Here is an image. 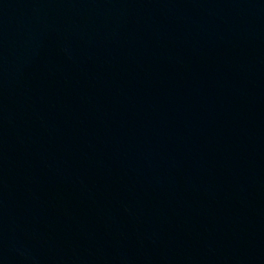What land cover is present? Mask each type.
I'll use <instances>...</instances> for the list:
<instances>
[{
  "label": "water",
  "instance_id": "1",
  "mask_svg": "<svg viewBox=\"0 0 264 264\" xmlns=\"http://www.w3.org/2000/svg\"><path fill=\"white\" fill-rule=\"evenodd\" d=\"M0 264H264V0H0Z\"/></svg>",
  "mask_w": 264,
  "mask_h": 264
}]
</instances>
